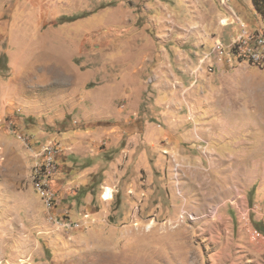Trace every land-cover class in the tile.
Listing matches in <instances>:
<instances>
[{
  "label": "rangeland",
  "instance_id": "374dc122",
  "mask_svg": "<svg viewBox=\"0 0 264 264\" xmlns=\"http://www.w3.org/2000/svg\"><path fill=\"white\" fill-rule=\"evenodd\" d=\"M257 35L252 0H0V264H264Z\"/></svg>",
  "mask_w": 264,
  "mask_h": 264
},
{
  "label": "built area",
  "instance_id": "2783aa9c",
  "mask_svg": "<svg viewBox=\"0 0 264 264\" xmlns=\"http://www.w3.org/2000/svg\"><path fill=\"white\" fill-rule=\"evenodd\" d=\"M250 41H252V43L257 47L260 46L263 48L264 50V36L262 35H257V37L253 38L250 37ZM247 50L246 53L247 54H251V60L254 62H264V54L259 53L256 50H250V49H245ZM251 234H253V232H251Z\"/></svg>",
  "mask_w": 264,
  "mask_h": 264
},
{
  "label": "trees",
  "instance_id": "16d2710c",
  "mask_svg": "<svg viewBox=\"0 0 264 264\" xmlns=\"http://www.w3.org/2000/svg\"><path fill=\"white\" fill-rule=\"evenodd\" d=\"M254 8L264 15V0H252ZM70 20V19H69ZM71 20H74V18H71Z\"/></svg>",
  "mask_w": 264,
  "mask_h": 264
},
{
  "label": "bare ground",
  "instance_id": "6f19581e",
  "mask_svg": "<svg viewBox=\"0 0 264 264\" xmlns=\"http://www.w3.org/2000/svg\"><path fill=\"white\" fill-rule=\"evenodd\" d=\"M242 56H243V54H242ZM248 56H249V58H250V60H251V54H248ZM262 64V63H261ZM109 197V191H108V189L105 191V193H104V198H108Z\"/></svg>",
  "mask_w": 264,
  "mask_h": 264
}]
</instances>
